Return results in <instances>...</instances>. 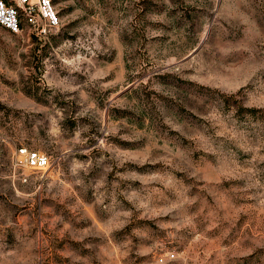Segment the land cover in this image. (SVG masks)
<instances>
[{
	"label": "rangeland",
	"instance_id": "rangeland-1",
	"mask_svg": "<svg viewBox=\"0 0 264 264\" xmlns=\"http://www.w3.org/2000/svg\"><path fill=\"white\" fill-rule=\"evenodd\" d=\"M53 3L0 26V264H264V0Z\"/></svg>",
	"mask_w": 264,
	"mask_h": 264
},
{
	"label": "built area",
	"instance_id": "built-area-1",
	"mask_svg": "<svg viewBox=\"0 0 264 264\" xmlns=\"http://www.w3.org/2000/svg\"><path fill=\"white\" fill-rule=\"evenodd\" d=\"M58 25L59 15L53 0H0V26L9 32L28 30L44 37ZM9 162L20 181H26L31 173H41L50 164L48 154L22 143L13 147Z\"/></svg>",
	"mask_w": 264,
	"mask_h": 264
}]
</instances>
